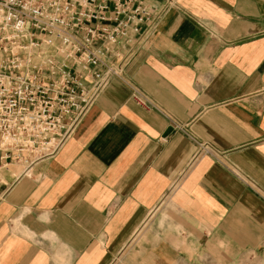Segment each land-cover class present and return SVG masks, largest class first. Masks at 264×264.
<instances>
[{
  "label": "crops",
  "instance_id": "crops-1",
  "mask_svg": "<svg viewBox=\"0 0 264 264\" xmlns=\"http://www.w3.org/2000/svg\"><path fill=\"white\" fill-rule=\"evenodd\" d=\"M0 177V264H264V0H173L63 149Z\"/></svg>",
  "mask_w": 264,
  "mask_h": 264
},
{
  "label": "built area",
  "instance_id": "built-area-1",
  "mask_svg": "<svg viewBox=\"0 0 264 264\" xmlns=\"http://www.w3.org/2000/svg\"><path fill=\"white\" fill-rule=\"evenodd\" d=\"M148 1L0 0V173L28 174L63 149L173 4Z\"/></svg>",
  "mask_w": 264,
  "mask_h": 264
},
{
  "label": "rangeland",
  "instance_id": "rangeland-1",
  "mask_svg": "<svg viewBox=\"0 0 264 264\" xmlns=\"http://www.w3.org/2000/svg\"><path fill=\"white\" fill-rule=\"evenodd\" d=\"M16 169H18L19 172H21L22 168L21 167H17Z\"/></svg>",
  "mask_w": 264,
  "mask_h": 264
}]
</instances>
